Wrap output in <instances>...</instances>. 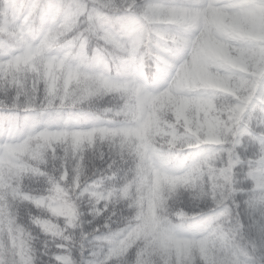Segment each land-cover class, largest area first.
<instances>
[{
	"label": "clouds",
	"instance_id": "1",
	"mask_svg": "<svg viewBox=\"0 0 264 264\" xmlns=\"http://www.w3.org/2000/svg\"><path fill=\"white\" fill-rule=\"evenodd\" d=\"M12 3L0 264H264V0Z\"/></svg>",
	"mask_w": 264,
	"mask_h": 264
},
{
	"label": "snow or ice",
	"instance_id": "2",
	"mask_svg": "<svg viewBox=\"0 0 264 264\" xmlns=\"http://www.w3.org/2000/svg\"><path fill=\"white\" fill-rule=\"evenodd\" d=\"M38 8V4L35 3H29L28 5L25 4H18V3H12L10 6H6L3 9H0V19L3 17H10L13 20H16L17 18L23 19L30 17L33 12ZM5 74V69L3 67H0V78H3ZM76 159H79L77 156L73 159V166H75ZM53 167L52 171L48 173L50 180L53 184H59L60 186H66V184H71L72 189H69L68 194L72 196L73 199H76V197L80 196L81 193L86 196L87 191L85 189L87 188V185L80 183L79 179L77 178V174L73 169L68 168L67 164L65 163L61 167V162L59 160L53 161ZM57 169H59L57 171ZM67 171V180L63 181L60 180V176ZM73 189L75 192V195H73Z\"/></svg>",
	"mask_w": 264,
	"mask_h": 264
}]
</instances>
